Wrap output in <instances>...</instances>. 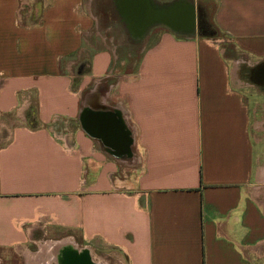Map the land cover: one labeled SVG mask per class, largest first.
Masks as SVG:
<instances>
[{
    "label": "crops",
    "instance_id": "0c3cea01",
    "mask_svg": "<svg viewBox=\"0 0 264 264\" xmlns=\"http://www.w3.org/2000/svg\"><path fill=\"white\" fill-rule=\"evenodd\" d=\"M261 70L264 0H0V264H264Z\"/></svg>",
    "mask_w": 264,
    "mask_h": 264
},
{
    "label": "water",
    "instance_id": "95a60500",
    "mask_svg": "<svg viewBox=\"0 0 264 264\" xmlns=\"http://www.w3.org/2000/svg\"><path fill=\"white\" fill-rule=\"evenodd\" d=\"M144 8L146 9V7H144L141 2L140 3L135 2V8L134 9L136 11H134L133 17L135 16V19L138 21L140 26H143V25L147 26L149 23L154 22L157 18L160 17V15L158 13H155V12H152L150 15H147V13H145L143 11ZM187 15H189V13H187ZM168 22H169V24H172L176 27L180 26L178 28H185L186 26H188V24L187 25L179 24L176 21L175 17H173V16H170L168 18ZM189 26H191V25L189 24ZM255 81L259 82V83H264V71L261 70L260 72H258L256 74ZM95 117H97V116L95 115ZM93 130H94V128H93Z\"/></svg>",
    "mask_w": 264,
    "mask_h": 264
},
{
    "label": "rangeland",
    "instance_id": "374dc122",
    "mask_svg": "<svg viewBox=\"0 0 264 264\" xmlns=\"http://www.w3.org/2000/svg\"><path fill=\"white\" fill-rule=\"evenodd\" d=\"M91 54H92L91 52H88L87 54L82 56V58L79 60V62H76V65H74V67H73L75 76H78L80 73H86V71L88 69H90ZM81 66H83V68ZM4 129L6 130V129H8V127H5V128L3 127V132H4ZM16 260H18V257L16 254H14V253L13 254L12 253H10V254L5 253L4 254V262H9V263L14 262L15 263ZM107 262H110V264H114L115 259L110 257Z\"/></svg>",
    "mask_w": 264,
    "mask_h": 264
},
{
    "label": "trees",
    "instance_id": "16d2710c",
    "mask_svg": "<svg viewBox=\"0 0 264 264\" xmlns=\"http://www.w3.org/2000/svg\"><path fill=\"white\" fill-rule=\"evenodd\" d=\"M28 123H29V126L32 128H37L39 126L35 119V115L33 113H30L28 117Z\"/></svg>",
    "mask_w": 264,
    "mask_h": 264
},
{
    "label": "flooded vegetation",
    "instance_id": "af4514ba",
    "mask_svg": "<svg viewBox=\"0 0 264 264\" xmlns=\"http://www.w3.org/2000/svg\"><path fill=\"white\" fill-rule=\"evenodd\" d=\"M70 256H72L71 253L65 252V254H64V260L65 259H68ZM64 260H63V262H64ZM81 264H86V263H85V261H83V262H81Z\"/></svg>",
    "mask_w": 264,
    "mask_h": 264
}]
</instances>
